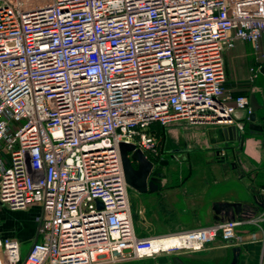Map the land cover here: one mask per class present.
<instances>
[{
	"label": "built area",
	"instance_id": "obj_1",
	"mask_svg": "<svg viewBox=\"0 0 264 264\" xmlns=\"http://www.w3.org/2000/svg\"><path fill=\"white\" fill-rule=\"evenodd\" d=\"M263 37L264 0H0V207L41 210L33 240L0 232V264H125L240 244L236 229L264 213L140 237L120 144L159 169L162 129L243 135L254 111L226 89L225 57L238 42L260 52Z\"/></svg>",
	"mask_w": 264,
	"mask_h": 264
},
{
	"label": "crops",
	"instance_id": "obj_2",
	"mask_svg": "<svg viewBox=\"0 0 264 264\" xmlns=\"http://www.w3.org/2000/svg\"><path fill=\"white\" fill-rule=\"evenodd\" d=\"M260 47V52H255L251 44L238 42L225 57L226 89L235 96L249 98L252 108L257 110L258 125L264 123V37ZM256 70L259 73L253 78L252 72ZM243 113H238V117H243ZM222 129L180 124L161 130L164 148L198 147L207 152L212 148L213 153L197 159L188 157L178 169L162 166L157 170L162 172L157 190L145 194L136 191L131 196L140 237L175 234L208 227L241 214L257 217L264 213L260 193L264 189V135L247 128L240 143L225 136ZM164 160H168L167 156ZM193 164H202L206 170L195 172ZM227 202L241 204L242 211L236 214L232 208L227 215L224 211L216 214L215 205ZM241 230L238 245L226 246L219 239L200 252L162 254L155 259L125 264H231L236 249L241 250L237 264H264V219ZM2 231L4 235L16 236L5 229Z\"/></svg>",
	"mask_w": 264,
	"mask_h": 264
},
{
	"label": "water",
	"instance_id": "obj_3",
	"mask_svg": "<svg viewBox=\"0 0 264 264\" xmlns=\"http://www.w3.org/2000/svg\"><path fill=\"white\" fill-rule=\"evenodd\" d=\"M254 113L251 115V123L248 126V129L250 132H256L261 133L264 135V123L261 125L256 124V109L253 108ZM244 114V113H243ZM238 115V114H237ZM245 115V114H244ZM243 115V117H244ZM239 117L238 118H243ZM222 132L225 136H229L232 139L242 143V135L239 133V131L236 129V127H226L222 129ZM120 151L122 155V161H123V167L125 172L126 181L129 184V186L141 193L145 194L149 190L155 191L158 189V183L157 179L152 176V173L154 171V164L147 159L145 154L136 148L134 144H128V143H121L120 144ZM160 167L168 165V160H162L159 163ZM234 209V212L238 214L240 211H242L241 204H235L227 202L225 204H217L215 205V211L216 214H220L222 211H224V214H229V211L231 209ZM240 249H236L234 253V260L231 264H237L238 262V256L240 253Z\"/></svg>",
	"mask_w": 264,
	"mask_h": 264
},
{
	"label": "rangeland",
	"instance_id": "obj_4",
	"mask_svg": "<svg viewBox=\"0 0 264 264\" xmlns=\"http://www.w3.org/2000/svg\"><path fill=\"white\" fill-rule=\"evenodd\" d=\"M211 126L212 125H207L208 128H214V126ZM172 146L173 145H171L170 148L168 147L169 149L166 147L164 153V156H167L168 159V165L166 167L170 165V170L173 166L175 169H178V167L183 166V164H185L188 160V157L192 159H197L198 157H204L208 153H213L212 148L210 149V152H207V150L204 149L200 150L198 147H194L192 149L174 148V150H170ZM176 157L178 158L175 160ZM192 170L195 172H201L206 169H204L202 164H193ZM135 192L136 191H134L133 189H130L131 196L136 194ZM40 215L41 210L38 207H31L27 210L16 212H11L7 209L0 207V232H3L2 230L5 229L6 231L13 232L14 235L18 236L21 240L26 239V242L31 241L37 234V219ZM141 215L142 214H140V216ZM248 224L252 225L253 223H247L243 226H247ZM243 226H240L236 229L237 233L242 232L241 229Z\"/></svg>",
	"mask_w": 264,
	"mask_h": 264
},
{
	"label": "flooded vegetation",
	"instance_id": "obj_5",
	"mask_svg": "<svg viewBox=\"0 0 264 264\" xmlns=\"http://www.w3.org/2000/svg\"><path fill=\"white\" fill-rule=\"evenodd\" d=\"M159 169H161V168H159ZM158 169H154V171H153V173H152V176L151 177H155L156 179H157V183H158V181H159V177L162 175V172H160V171H157Z\"/></svg>",
	"mask_w": 264,
	"mask_h": 264
},
{
	"label": "bare ground",
	"instance_id": "obj_6",
	"mask_svg": "<svg viewBox=\"0 0 264 264\" xmlns=\"http://www.w3.org/2000/svg\"><path fill=\"white\" fill-rule=\"evenodd\" d=\"M168 244H170V243H168Z\"/></svg>",
	"mask_w": 264,
	"mask_h": 264
}]
</instances>
